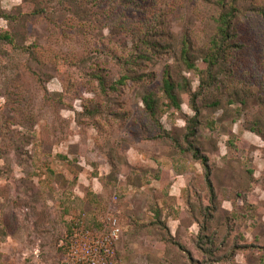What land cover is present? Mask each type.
Segmentation results:
<instances>
[{"label": "rangeland", "instance_id": "rangeland-1", "mask_svg": "<svg viewBox=\"0 0 264 264\" xmlns=\"http://www.w3.org/2000/svg\"><path fill=\"white\" fill-rule=\"evenodd\" d=\"M225 3L204 89L216 0H0V264H63L82 214L117 217L120 264H264V0Z\"/></svg>", "mask_w": 264, "mask_h": 264}, {"label": "trees", "instance_id": "trees-1", "mask_svg": "<svg viewBox=\"0 0 264 264\" xmlns=\"http://www.w3.org/2000/svg\"><path fill=\"white\" fill-rule=\"evenodd\" d=\"M218 5L222 8V11L220 12L218 18H217V32L214 37L210 40L209 45V51L205 54L203 57V61L207 64V72H208V78L210 79L207 81L205 78H202V86H204V89H209L211 87L212 78H214V74H211V67L212 69L216 67L219 64V60H221L223 57H225L226 52L230 46V40L233 38V19L235 16V12L237 11L236 8L233 5H230L226 9V3L225 0H216ZM5 38V37H4ZM188 54V48L186 44H183L181 55L184 61L187 60L186 55ZM188 62V61H187ZM188 68L192 69L194 68L193 65L188 64ZM217 80V75H215V79ZM162 92L164 96L169 100L170 104L175 106L176 108H179V104L177 101V94H176V84L171 78L169 70H164L162 74ZM196 96V94L194 95ZM142 102L144 103L145 109L147 110L149 116L152 118V120L155 119V112H156V101L154 98V95L149 92L146 93L143 98ZM191 108L195 112V115L198 114V107L195 103V98L192 99ZM188 134L186 135V140L189 138V136H194L196 134V126L197 121L194 118H191V120L188 123ZM189 148L192 150V157L202 164L205 174H206V180L207 183H209V165H208V158L206 155L202 154L197 146H194L192 143H189ZM97 176V175H94ZM87 221V219H86ZM88 223V221H87ZM88 226L90 227H99V222L96 220L95 224L88 223Z\"/></svg>", "mask_w": 264, "mask_h": 264}, {"label": "built area", "instance_id": "built-area-1", "mask_svg": "<svg viewBox=\"0 0 264 264\" xmlns=\"http://www.w3.org/2000/svg\"><path fill=\"white\" fill-rule=\"evenodd\" d=\"M99 227H90L85 214L70 218L63 264H120L117 241L122 227L112 214L97 219Z\"/></svg>", "mask_w": 264, "mask_h": 264}, {"label": "crops", "instance_id": "crops-1", "mask_svg": "<svg viewBox=\"0 0 264 264\" xmlns=\"http://www.w3.org/2000/svg\"><path fill=\"white\" fill-rule=\"evenodd\" d=\"M100 172L98 173L97 176H93L92 179H95V181L91 180L89 182L88 185L91 186V190H93L94 194H99L100 192H102L103 188H102V185L99 186L98 188V183L99 182V177L103 176L104 172L101 171V169H99ZM81 175V174H80ZM79 175V176H80ZM78 176V178H79ZM100 179H103V178H100ZM85 185H83L82 183H80V179L76 182V184L73 186V191L75 192V196H78V198L80 200H84L85 202L88 201L87 198H85V195H84V192H83V189H84ZM81 189V190H80ZM81 193V194H80ZM1 245V244H0Z\"/></svg>", "mask_w": 264, "mask_h": 264}]
</instances>
